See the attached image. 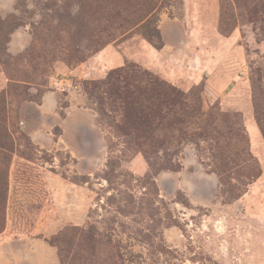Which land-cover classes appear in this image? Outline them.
Returning <instances> with one entry per match:
<instances>
[{"label": "rangeland", "instance_id": "obj_1", "mask_svg": "<svg viewBox=\"0 0 264 264\" xmlns=\"http://www.w3.org/2000/svg\"><path fill=\"white\" fill-rule=\"evenodd\" d=\"M151 3L0 0V264H264V0ZM126 64L212 134L128 142L97 92Z\"/></svg>", "mask_w": 264, "mask_h": 264}, {"label": "trees", "instance_id": "obj_2", "mask_svg": "<svg viewBox=\"0 0 264 264\" xmlns=\"http://www.w3.org/2000/svg\"><path fill=\"white\" fill-rule=\"evenodd\" d=\"M146 1L149 9L152 8L151 0ZM140 16L139 20L143 21L147 14ZM139 30L144 37L152 39L153 29L149 20L141 23ZM97 92L99 100L104 107L106 106V111L113 116L118 131L128 142L135 143L147 154L150 148L163 146L165 141L174 137L176 133L191 134L193 141L199 137L207 138L212 134L211 126L215 116L212 112L203 110L200 100L198 104H193L190 96L184 91L136 64H126L113 69L97 86ZM0 127L5 129L1 117ZM2 143L0 138V146ZM167 168L176 169L175 166ZM230 169L228 161L217 166L216 172L221 178L225 192L234 194ZM248 175L250 176V173ZM253 180L254 178H251L249 183ZM1 200H4V197ZM4 224V212L1 211L0 233ZM76 258L60 257V260L62 264H74Z\"/></svg>", "mask_w": 264, "mask_h": 264}]
</instances>
